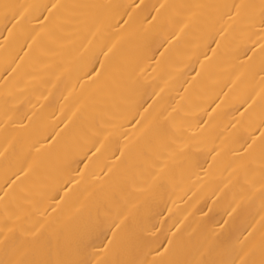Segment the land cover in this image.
Masks as SVG:
<instances>
[{"label":"bare ground","instance_id":"bare-ground-1","mask_svg":"<svg viewBox=\"0 0 264 264\" xmlns=\"http://www.w3.org/2000/svg\"><path fill=\"white\" fill-rule=\"evenodd\" d=\"M0 264H264V0H0Z\"/></svg>","mask_w":264,"mask_h":264}]
</instances>
